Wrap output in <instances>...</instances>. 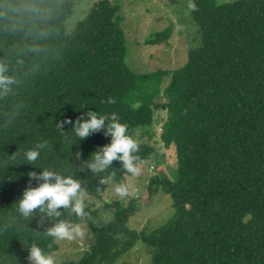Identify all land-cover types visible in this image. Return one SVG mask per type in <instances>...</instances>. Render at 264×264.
Segmentation results:
<instances>
[{"label": "trees", "instance_id": "1", "mask_svg": "<svg viewBox=\"0 0 264 264\" xmlns=\"http://www.w3.org/2000/svg\"><path fill=\"white\" fill-rule=\"evenodd\" d=\"M75 2L0 0V63L17 80L13 93L0 99V264H27L33 243L46 254L58 251L56 240L43 235L55 221L39 212L4 229L26 188L43 182L30 181V172L74 174L89 196H100V177L82 164L110 144L111 136L102 130L77 140L72 129L78 117L88 111L116 113L134 139L135 129L153 127L159 108L167 112L160 138L173 150L176 170L172 177H153L149 194L152 187L168 194L174 217L147 234L128 227L137 200L107 206L114 209L108 222L86 208L85 227L94 243L74 264H116L137 243L148 248L151 264H264V0L223 5L194 0L197 47L183 67L147 76H137L126 64L125 33L110 0L94 2L66 34ZM26 5L38 9L39 18L25 15ZM170 37L166 29L147 45ZM168 74L167 101L155 105L153 96ZM149 80L158 83L156 90L142 87ZM65 120L73 123L64 124L61 133L56 124ZM65 134L72 143L65 142ZM44 140L49 147L28 164L23 153ZM137 142L140 165L155 148ZM113 171L117 184L130 175L119 161L101 175ZM60 219L80 223L67 212Z\"/></svg>", "mask_w": 264, "mask_h": 264}, {"label": "rangeland", "instance_id": "2", "mask_svg": "<svg viewBox=\"0 0 264 264\" xmlns=\"http://www.w3.org/2000/svg\"><path fill=\"white\" fill-rule=\"evenodd\" d=\"M100 0H76L72 12L66 19L65 32L69 34L76 24L84 18L94 2ZM118 7V21L127 43L126 64L137 76L157 75L159 72L171 73L183 67L188 61L191 49L198 45V35L191 19V13H186L187 0H110ZM236 0H215L216 5L231 3ZM180 26V27H178ZM171 29V37L167 43L158 46H148L156 34ZM169 74L164 76L159 84V93L153 96L155 105H163L167 99L163 90L169 84ZM147 91H154L158 83L153 80L142 82ZM155 123L151 128H137L133 132L134 139L155 148L152 158L140 165L141 175L127 176L121 183L129 187L130 200H137V212L130 217L128 227L131 231L151 234L165 227L174 217L175 209L171 197L161 188L149 186L153 177L163 175L172 177L176 170L173 150L166 149L160 134L163 122L167 118L166 110L159 108L154 113ZM151 131V133L149 132ZM101 184L99 197L89 196L86 201L90 212H96L98 217L108 222L114 209L107 208L114 202L125 203L114 193V185ZM156 189V190H154ZM83 239L74 241L56 240L58 251L52 255L56 264H74L92 247L94 241L85 227ZM30 264V261L27 262ZM116 264H151V253L142 243H137L132 250L122 256Z\"/></svg>", "mask_w": 264, "mask_h": 264}, {"label": "clouds", "instance_id": "3", "mask_svg": "<svg viewBox=\"0 0 264 264\" xmlns=\"http://www.w3.org/2000/svg\"><path fill=\"white\" fill-rule=\"evenodd\" d=\"M199 11L194 0H187L186 13ZM23 12L30 17L39 18V10L24 6ZM25 21L18 22L22 29ZM38 28V25H35ZM180 27V26H178ZM9 69L4 63H0V99H5L13 93V85L17 84V80L8 74ZM104 103V101H101ZM109 104L115 103L114 99L107 101ZM19 113H15L18 115ZM107 121V124L105 123ZM72 124L71 120L58 122L56 128L61 133L64 124ZM104 131L105 136H111L110 144L98 149L92 154L91 158L84 162V169H90L93 175L100 177L101 184L108 185L115 180V171L107 176L101 174L111 168L113 161H119L122 169L133 177L141 175L142 169L137 166L140 159L136 155L140 151V145L130 135H128L127 124H122L116 113L100 115L96 111H88L83 116L78 117L74 123L72 132L78 139H86L91 134ZM65 142L72 143L71 138L64 135ZM49 147L48 141L38 142L33 148L26 150L23 155L28 164H35L41 155V150ZM80 153L75 154L77 160L80 159ZM43 181L37 187L29 186L23 192L22 199H19L14 205L13 215L4 225L6 230L9 226L16 223L18 219L29 221L33 218V214L39 212L42 216L54 220L51 227L43 232L45 237L53 240L74 241L83 239L85 236V226L87 220L90 219L89 213L85 211L89 199L87 189L82 186L81 180L74 178V174L65 175L63 172L42 168L39 174L36 172L29 173V180ZM100 190L99 188H97ZM115 195L127 203L130 195L129 187L125 183L114 185ZM61 209L63 211H61ZM67 212L75 215L80 223L72 224L67 220L60 219ZM26 226V225H25ZM119 238V237H116ZM51 247V245H49ZM29 250L28 260L30 264H56L55 257L46 254L37 244L33 243Z\"/></svg>", "mask_w": 264, "mask_h": 264}]
</instances>
